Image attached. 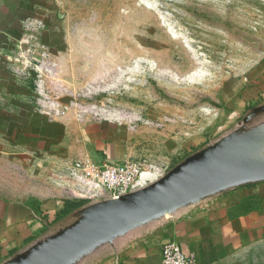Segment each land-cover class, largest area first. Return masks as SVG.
Masks as SVG:
<instances>
[{
    "label": "rangeland",
    "instance_id": "rangeland-1",
    "mask_svg": "<svg viewBox=\"0 0 264 264\" xmlns=\"http://www.w3.org/2000/svg\"><path fill=\"white\" fill-rule=\"evenodd\" d=\"M0 109L91 134L81 160L50 171L82 205L7 261L19 264L108 205L104 191L75 187L90 168L137 159L158 179L200 163L188 178L213 174L208 162L264 130V0H0ZM138 227L109 239L99 229L51 264H110L114 242Z\"/></svg>",
    "mask_w": 264,
    "mask_h": 264
},
{
    "label": "crops",
    "instance_id": "crops-1",
    "mask_svg": "<svg viewBox=\"0 0 264 264\" xmlns=\"http://www.w3.org/2000/svg\"><path fill=\"white\" fill-rule=\"evenodd\" d=\"M36 115L38 121L22 125L18 110L0 109V264L65 223L71 212L56 219L66 201L65 180L50 171L68 160L76 164L89 145L91 134H84V127L77 130L74 123ZM159 214L171 216L167 208ZM140 219L112 232H124ZM168 241L202 264H264V180L226 187L169 219L132 229L114 242L110 264H160L161 247Z\"/></svg>",
    "mask_w": 264,
    "mask_h": 264
},
{
    "label": "water",
    "instance_id": "water-1",
    "mask_svg": "<svg viewBox=\"0 0 264 264\" xmlns=\"http://www.w3.org/2000/svg\"><path fill=\"white\" fill-rule=\"evenodd\" d=\"M220 165L222 163L217 166L220 167ZM220 168L213 174L192 178H188V173L194 172V170L180 172L174 178L158 179L155 183L153 182L136 192L111 199L105 208L76 222L62 234L50 240L51 242L47 240L46 247L19 264H51L61 259L69 251L86 243L99 229L104 233L105 227L115 229L131 220L137 221L141 218L139 222L128 227L131 229L154 220L151 218L162 217L159 212L163 207L172 213L175 209L188 203V200H198V196L206 192L215 190V193L229 186L264 180V160H251L250 163L237 166L222 165ZM97 240L100 239L95 241Z\"/></svg>",
    "mask_w": 264,
    "mask_h": 264
},
{
    "label": "built area",
    "instance_id": "built-area-1",
    "mask_svg": "<svg viewBox=\"0 0 264 264\" xmlns=\"http://www.w3.org/2000/svg\"><path fill=\"white\" fill-rule=\"evenodd\" d=\"M156 170V167L137 159L102 163L90 168L84 176L79 175V183L75 184V187L79 191H104L111 199H116L136 192L156 181L159 175L151 174ZM160 254V264H202L196 262L192 256L185 254L174 241L164 243Z\"/></svg>",
    "mask_w": 264,
    "mask_h": 264
},
{
    "label": "bare ground",
    "instance_id": "bare-ground-1",
    "mask_svg": "<svg viewBox=\"0 0 264 264\" xmlns=\"http://www.w3.org/2000/svg\"><path fill=\"white\" fill-rule=\"evenodd\" d=\"M222 154H225V153H222ZM221 156L223 157V155ZM251 160L253 161L264 160V130H262L260 133H253L252 136L250 135L249 138L247 137V139L242 140L238 144H235V145L233 144L232 146H230L222 161V165L223 166H226V165L237 166V165L250 163ZM214 163L206 164L204 169L209 171L210 173H213V172L218 171V169L222 167V165H220V167L217 166L218 164H216L217 162H215V160H214ZM151 174L153 176H157L153 172ZM162 209H165V207H163ZM109 232L111 234L112 229L109 227H105L104 233L107 234V238H110L108 235Z\"/></svg>",
    "mask_w": 264,
    "mask_h": 264
},
{
    "label": "trees",
    "instance_id": "trees-1",
    "mask_svg": "<svg viewBox=\"0 0 264 264\" xmlns=\"http://www.w3.org/2000/svg\"><path fill=\"white\" fill-rule=\"evenodd\" d=\"M82 200H66L64 202L63 207L60 209V211L57 213L56 215V219H60L64 216H66L67 214H69L70 212H72L74 209L78 208L79 206L82 205Z\"/></svg>",
    "mask_w": 264,
    "mask_h": 264
}]
</instances>
